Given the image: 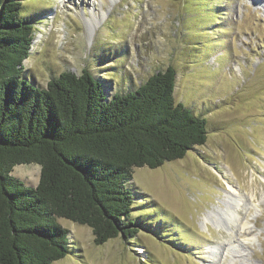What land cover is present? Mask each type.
I'll return each instance as SVG.
<instances>
[{"label": "rangeland", "instance_id": "obj_1", "mask_svg": "<svg viewBox=\"0 0 264 264\" xmlns=\"http://www.w3.org/2000/svg\"><path fill=\"white\" fill-rule=\"evenodd\" d=\"M19 1L35 86L86 69L108 96L126 94L170 66L175 102L206 120L203 146L133 169L134 239L95 246L57 219L71 252L52 264H264V0ZM11 174L34 188L39 166Z\"/></svg>", "mask_w": 264, "mask_h": 264}, {"label": "trees", "instance_id": "obj_2", "mask_svg": "<svg viewBox=\"0 0 264 264\" xmlns=\"http://www.w3.org/2000/svg\"><path fill=\"white\" fill-rule=\"evenodd\" d=\"M21 10L0 0V264H52L71 252L57 219L89 228L95 246L134 239L133 169L203 146L206 120L175 102L170 66L126 94L108 96L86 69L35 86L23 75L34 29ZM31 164L34 188L11 174Z\"/></svg>", "mask_w": 264, "mask_h": 264}, {"label": "bare ground", "instance_id": "obj_3", "mask_svg": "<svg viewBox=\"0 0 264 264\" xmlns=\"http://www.w3.org/2000/svg\"><path fill=\"white\" fill-rule=\"evenodd\" d=\"M88 21H90V20H88ZM87 23H88V22H87ZM38 38H40V36L36 37V39H38ZM36 39H35V41H36ZM34 43H35V42H34ZM24 62H25V61H24ZM225 183H226L227 186L230 187V184L228 183V181L225 180ZM205 216H206V215H205ZM207 220H208V219H207L206 217L203 218V222H204V223H207Z\"/></svg>", "mask_w": 264, "mask_h": 264}]
</instances>
